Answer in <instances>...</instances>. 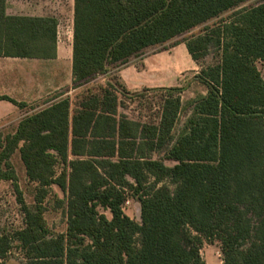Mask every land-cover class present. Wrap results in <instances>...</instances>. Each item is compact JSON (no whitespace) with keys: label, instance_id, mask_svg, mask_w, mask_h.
<instances>
[{"label":"trees","instance_id":"obj_1","mask_svg":"<svg viewBox=\"0 0 264 264\" xmlns=\"http://www.w3.org/2000/svg\"><path fill=\"white\" fill-rule=\"evenodd\" d=\"M248 1L73 0L72 90L230 15L182 42L206 94L187 103L177 137L179 88L160 90L153 124L118 114L119 96L139 94L108 84L74 103L55 96L0 138V181L18 191L10 162L18 150L38 185L33 207L18 200L24 227L11 236L0 230V264L13 245L25 264H206L200 251L214 241L222 264H264V80L255 66L264 62V2L240 9ZM57 25L53 17L8 16L0 0V57L53 58ZM209 53L216 58L203 67ZM53 187L66 216L59 235L43 218ZM128 198L139 204V222L123 212Z\"/></svg>","mask_w":264,"mask_h":264},{"label":"rangeland","instance_id":"obj_2","mask_svg":"<svg viewBox=\"0 0 264 264\" xmlns=\"http://www.w3.org/2000/svg\"><path fill=\"white\" fill-rule=\"evenodd\" d=\"M263 2L264 0H250L241 5L240 9L251 8ZM25 3L36 7V12L39 14L55 16L59 22L58 31L60 42L64 43L71 40L73 26V0H10L11 5L9 6L13 10H11L12 12H14V10L20 12V5ZM229 15L230 13H225L220 18L192 29L189 32L176 37L169 43L148 48L140 55L129 59L124 65L111 66L107 69L106 74L93 78L88 84L84 85L79 90H72L70 88L71 85L62 86L56 94H50L46 96L44 100L26 107L20 117L30 115L43 109L51 103L50 101L55 96L62 95L60 98L67 96L71 102L74 103L77 97H79V95L87 88L107 86L108 84H112L114 88H118L119 86H116V84H119L120 86H125V90L128 94H139V97L133 98L130 96H119L120 102L118 114L124 115L133 121L156 124L159 121L161 113L162 99L164 95H166V92L160 91L162 89H159L158 86L169 85L170 88H179L182 91L180 98L183 104V109L180 112L177 124L173 131V134L177 137L183 128V124L190 116L191 111L190 108H187V103L206 94V88L194 78L195 74L200 72V68L191 63V59L188 55L183 54L182 57L178 58L180 60L177 62L180 67L176 72L174 71L170 74L160 75L158 73L155 74L154 70L166 65L172 52H178L177 50L172 51V49L178 46V44H180L179 46H182V42L186 39L198 35L206 26H210L221 19H225ZM175 49H177V47ZM175 56L177 55L175 54L174 57ZM215 58L216 55L214 53H209L208 56L201 61V65L207 67L213 63ZM255 66L260 73L261 78L264 80V62L258 61ZM129 70H132V73H128ZM122 73L127 85L120 77ZM131 80H134V83H130ZM17 122L18 121L9 125L0 124L1 140H3L5 136L14 133L18 125H16ZM161 156L162 155L154 156V159L161 158ZM10 162L17 179L16 185L18 191L14 189L12 182L0 181V230L2 234L8 236L13 235L16 231H19L24 227V215L18 200L21 199L25 206L33 207L36 203V195L38 192V185L29 182L26 178L25 169L20 160L18 150H16L11 156ZM164 164L169 167L174 165V163L170 161H164ZM60 172L61 168L57 165L56 174H59ZM61 199L62 195L55 187H53L48 190V194L43 200V218L48 231L52 235L64 234L66 231L65 211L59 203ZM99 212L110 219L111 216L108 212L102 210H99ZM123 212L130 219L139 222V204L134 199L128 198L126 200L123 205ZM200 252H202L201 258L204 262L209 255L213 256L214 264H219L220 261L222 262L220 245L216 241L212 243L204 242ZM5 264H25L23 253L16 248L15 245H13L9 251Z\"/></svg>","mask_w":264,"mask_h":264},{"label":"crops","instance_id":"obj_3","mask_svg":"<svg viewBox=\"0 0 264 264\" xmlns=\"http://www.w3.org/2000/svg\"><path fill=\"white\" fill-rule=\"evenodd\" d=\"M9 5H11L10 0H6V14L8 16L53 17L57 20V18L53 15L37 13V8L27 3L20 5V12L15 10L12 12L13 10ZM58 28L59 22L57 25V39L55 55L53 58L36 59L0 57V98L6 97L13 100L17 104L24 105V107L20 108L8 101L0 100V124L9 125L18 121L16 123L17 125L21 119L25 117H20V115L23 111H25L26 107L44 100L46 96L50 94H56L62 86L71 85L70 88L72 89V36L70 38L71 40L61 43L59 40ZM179 45L180 44L176 46L177 49H175L176 47L172 49V51L177 50L178 52H172L169 61L166 62V65L154 70L155 74L158 73L160 75H165L173 73L174 71L176 72V70L180 67L177 62L180 60L178 58L182 57L183 54L189 56L185 45ZM175 54L177 56L174 57ZM191 63L195 64L192 59ZM128 73H132V70H129ZM197 74L198 73H196L195 76ZM120 77L127 85L123 73ZM133 81L131 80L130 83H134ZM158 87L159 89L170 88L169 85H162ZM207 246L210 247L209 245ZM200 255L202 256V252H200ZM213 262V256H207L205 263L214 264L215 262ZM219 264H222V262L220 261Z\"/></svg>","mask_w":264,"mask_h":264}]
</instances>
